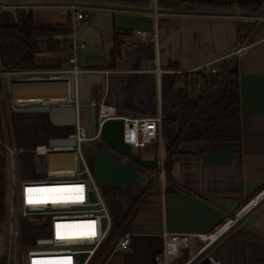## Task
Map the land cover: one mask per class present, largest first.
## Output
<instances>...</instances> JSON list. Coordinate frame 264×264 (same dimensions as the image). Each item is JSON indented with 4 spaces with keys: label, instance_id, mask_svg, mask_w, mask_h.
Returning a JSON list of instances; mask_svg holds the SVG:
<instances>
[{
    "label": "crops",
    "instance_id": "crops-1",
    "mask_svg": "<svg viewBox=\"0 0 264 264\" xmlns=\"http://www.w3.org/2000/svg\"><path fill=\"white\" fill-rule=\"evenodd\" d=\"M72 3V0H0V27L18 24L19 15L29 12L35 23L60 25L71 15ZM73 6L90 17L74 29V38L85 49L78 51L81 72L71 83L14 82L32 71L69 69L67 51L39 53L34 58V69L15 71L16 75H8L0 68V141L6 147L18 149L11 155L6 147L0 148L5 173L0 256L5 251L12 186L42 181L52 170L74 166V155H41L35 151L36 147H48L52 139L67 137L74 128L54 126L46 114L28 112L40 106L20 107L13 105L14 100L62 99L74 91L79 122L89 135L88 111L91 106L102 104L104 109L111 108L110 116L121 119L161 118L157 143L168 147L179 134L177 124L165 123L173 104L171 92L182 88L183 75L198 73L205 67L222 71L218 68L221 62L227 63L225 70H228L236 61L242 128L239 142L185 141L167 158L171 163L170 177L163 173V184L159 183L156 191L146 187L101 192L112 227L127 224L126 232L131 239L125 251L106 248L107 253L102 255H107L101 264H155L162 247V233L191 235L188 250L171 260L173 264L181 263L200 246L192 235L212 232L229 218L226 209L212 205L209 199L240 204L245 200L248 185H264V10L246 13L237 8L229 11L191 10L183 6L161 8L157 1L154 5V0L150 5L89 2ZM41 15L57 22H43ZM116 32H123L119 35L120 57L109 67ZM137 32L147 36H139ZM234 51L237 53L232 54ZM13 141L16 146H10ZM88 144L103 149L97 140ZM216 147L230 150V162L206 161ZM136 152L154 160L159 158L155 145ZM64 156L71 157V166L53 165V158ZM21 158L25 168L18 175L16 163ZM260 210L263 213L264 206ZM257 221L252 227L237 224L225 233L209 249L213 261L264 264L261 234L264 225L257 226Z\"/></svg>",
    "mask_w": 264,
    "mask_h": 264
},
{
    "label": "built area",
    "instance_id": "built-area-1",
    "mask_svg": "<svg viewBox=\"0 0 264 264\" xmlns=\"http://www.w3.org/2000/svg\"><path fill=\"white\" fill-rule=\"evenodd\" d=\"M156 0H154V5ZM71 15L68 20L71 33L67 36L60 34L54 37L56 41H64L63 51L68 52L69 69L32 71L25 77H17L14 82L37 83H71L81 72L79 66L78 51L85 49L83 43L77 42L73 36L75 27L90 17V14L70 6ZM139 36H147L144 32H137ZM237 52H233L235 54ZM211 75L219 72L216 68H203ZM8 75H16V72H4ZM199 87V86H197ZM67 98L47 100L33 98L32 100L16 99L13 105L20 107H32V105L47 106H74L78 109L75 93ZM97 131L92 137L77 118L72 133L67 138L73 139L74 146L36 147L35 151L41 155H74L72 168L50 171L42 181H24L15 183L11 190L10 216L5 238V251L0 256V264H90L96 256L97 250L109 239L112 232L110 213L106 208L99 187L92 175L89 160L81 155V146L85 143L97 140L99 127L110 116L111 108L104 109L102 104L96 105ZM124 122L123 142L129 144L134 151L146 148L147 145H155L158 141V127L161 118L154 119H122ZM160 146L158 158L157 177L163 184L162 146ZM6 146L0 141V148ZM11 155H15L18 149L6 147ZM82 169H79V166ZM264 191L254 194L249 200L235 210L231 217L226 219L212 232L192 235L200 246L185 261L174 264H219L210 256L209 249L216 244L225 233L237 224L245 223L249 214L253 213L257 206L263 202L264 196L258 200V196ZM90 194H94L95 201H91ZM31 201V202H30ZM29 217H37L33 220L32 233L27 242L22 235L20 220H28ZM104 221V226L102 224ZM264 236V226L261 230ZM191 235L162 233V247L155 258V264H173L171 260L180 258L182 251L188 250ZM130 233L120 227L112 235L107 250L125 251L130 246ZM106 250V251H107ZM106 253V252H105ZM105 253L102 258L105 257ZM85 258L81 260V256ZM100 259V260H101Z\"/></svg>",
    "mask_w": 264,
    "mask_h": 264
},
{
    "label": "trees",
    "instance_id": "trees-1",
    "mask_svg": "<svg viewBox=\"0 0 264 264\" xmlns=\"http://www.w3.org/2000/svg\"><path fill=\"white\" fill-rule=\"evenodd\" d=\"M20 1V0H17ZM56 2L66 0H54ZM73 2H112L127 5L145 4L150 5L151 0H72ZM161 8L182 6L191 10L201 9L205 11H229L237 8L241 12L257 13L264 10L263 2L218 3V2H185V1H157ZM67 22L60 25L35 23L32 13L19 15V23L12 27H0V68L4 72L31 71L35 68V56L39 53H61L64 41H56L54 37L71 33ZM123 32L114 34V45L109 53V67H112L119 58L121 35ZM183 86L171 92L173 104L166 125L177 124L179 134L168 147H162L163 173L168 178L171 163V155L177 151L178 145L187 142L197 143H225L239 142L242 136L239 83L237 70L219 71L214 76L204 70L190 75L184 74ZM199 86V87H197ZM164 133L161 130V140ZM157 155L159 154L158 143H155ZM158 163V158L156 157ZM158 168V165H157ZM4 161L0 158V217H4V187L3 181ZM264 187V185H263ZM248 200H243L242 206ZM232 214H229L231 217ZM127 224L124 226L126 231ZM119 228L112 227L109 240L96 252L91 263L101 264L102 253L105 252L112 235ZM107 253V252H106ZM107 254H105L106 256ZM101 259H99V258ZM186 259V258H185ZM183 258V261H185Z\"/></svg>",
    "mask_w": 264,
    "mask_h": 264
},
{
    "label": "water",
    "instance_id": "water-1",
    "mask_svg": "<svg viewBox=\"0 0 264 264\" xmlns=\"http://www.w3.org/2000/svg\"><path fill=\"white\" fill-rule=\"evenodd\" d=\"M156 1H166V0H156ZM168 1H185V2H218V3H233L238 4L242 2H263L264 0H168ZM227 66L226 62H221L218 66L219 70H225ZM236 61H234L230 66L228 71H236ZM73 85V83H72ZM38 112L47 115L50 123L58 127H68L74 128L77 122L78 109L74 106H57V105H47L40 107H33L32 110L28 112ZM97 108L96 106H91L88 111V131L92 137L97 133V118H96ZM123 128L124 122L121 118L108 117L103 121L99 127V136L97 141L100 143L101 148L94 147L90 154L89 163L92 168L93 179L96 185L101 189H111V188H146L157 190L159 187L160 180L157 177V161L153 158L142 156L139 152H136L132 147L123 142ZM75 142L73 139L67 137L56 138L49 141L48 145L51 147H64V146H74ZM166 146V141L164 142ZM209 162H230V150L227 148L216 147L214 148L212 154H209L206 158ZM82 169V166H79ZM149 175V176H148ZM170 182L167 186L170 187ZM247 192L245 194V200H248L252 194L258 193L263 189L262 184H250L247 186ZM91 201H95L94 194H90ZM209 203L226 209L230 214H233L240 205L238 202L226 203L222 199H209ZM262 214L260 209L255 210L245 219L246 226H253L258 220V217ZM103 226L104 221H102ZM213 257V256H212ZM85 258L82 254L81 260ZM204 264H209L205 261Z\"/></svg>",
    "mask_w": 264,
    "mask_h": 264
},
{
    "label": "rangeland",
    "instance_id": "rangeland-1",
    "mask_svg": "<svg viewBox=\"0 0 264 264\" xmlns=\"http://www.w3.org/2000/svg\"><path fill=\"white\" fill-rule=\"evenodd\" d=\"M31 1H34V2H37L38 0H31ZM72 6L73 5H79V6H82L83 5V3H81V2H73L72 4H71ZM44 15H46V13H44ZM44 15H41L40 17H41V21H51V22H57V20H47L46 19V17L47 16H44ZM43 16V17H42ZM46 19V20H45ZM10 146H16L15 145V142L13 141L11 144H10ZM94 146V145H93ZM101 147H103V146H101ZM81 155L85 158V159H87V160H90V154H91V151L94 149V147H92V145H90V144H88V143H85V144H83L82 146H81ZM104 149V148H103ZM159 158H160V156H159ZM52 163H53V165L54 166H57V167H64V166H71V157L70 156H64V157H55V158H53L52 159ZM16 166H17V169H16V171H17V173H18V175H19V173H21V171H24V166H23V160H22V158L18 161V163H16ZM29 171V169H27L26 168V172H28ZM5 180V173L3 172V181ZM102 191H104V189H99V192H102ZM249 200V199H248ZM246 203V202H245ZM244 203V204H245ZM264 206V200H263V202L262 203H260V205L259 206H257L256 207V209L255 210H257V209H260V208H262ZM35 218H37V217H35ZM35 218H33V217H29L28 218V220H24V221H22V220H20L21 222H20V227H21V232H22V235L23 236H25V238H26V240H27V242L30 240V237H28L31 233H32V231H33V229L31 228L32 226V224H34V223H32L33 222V220H35ZM261 225H264V212L258 217V221H257V226H261ZM111 240H112V238H111ZM110 240V241H111ZM109 241V242H110ZM108 242V243H109ZM99 258V257H98ZM100 259V258H99ZM97 262V259L96 260H94L92 263H90V264H95Z\"/></svg>",
    "mask_w": 264,
    "mask_h": 264
},
{
    "label": "bare ground",
    "instance_id": "bare-ground-1",
    "mask_svg": "<svg viewBox=\"0 0 264 264\" xmlns=\"http://www.w3.org/2000/svg\"><path fill=\"white\" fill-rule=\"evenodd\" d=\"M52 171H55V170H52ZM263 196H264V191L255 200H258V199L262 198Z\"/></svg>",
    "mask_w": 264,
    "mask_h": 264
},
{
    "label": "snow or ice",
    "instance_id": "snow-or-ice-1",
    "mask_svg": "<svg viewBox=\"0 0 264 264\" xmlns=\"http://www.w3.org/2000/svg\"><path fill=\"white\" fill-rule=\"evenodd\" d=\"M31 202V201H30Z\"/></svg>",
    "mask_w": 264,
    "mask_h": 264
}]
</instances>
